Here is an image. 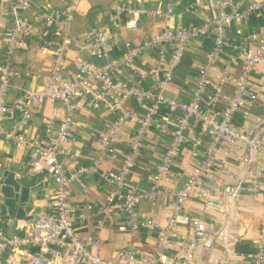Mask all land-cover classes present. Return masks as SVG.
Listing matches in <instances>:
<instances>
[{
  "label": "built area",
  "instance_id": "1",
  "mask_svg": "<svg viewBox=\"0 0 264 264\" xmlns=\"http://www.w3.org/2000/svg\"><path fill=\"white\" fill-rule=\"evenodd\" d=\"M42 1L16 0L8 10L0 8V17L8 22L4 35L5 55L0 62V137L18 148L24 147L31 151L32 160L28 174L46 176L50 180L53 185L55 204L50 214L39 215L32 229L23 236L2 240L0 253L6 248L14 249L35 244L38 247L37 254L28 258L23 264H50L45 257L47 255L57 256L60 250L68 251L67 262L69 264L77 262L80 264H159L160 258L172 248L182 250L185 258L191 259L195 248L206 237L215 235L214 229L199 220L192 219L189 221L190 235L185 240L175 241L170 239L171 229L181 209L195 194L204 199L206 208L216 212L222 211V206L214 201V187L209 184L211 181L217 186L222 185L221 180L215 176L217 144L224 143L230 147L242 149L245 152L243 162L251 166L253 173L248 183L232 181L227 191L230 201L237 202L245 192L255 200L257 191L262 185L260 168L264 160V117L251 112L256 91L250 77L264 62V37L258 40L254 49H249L230 45L225 38V33L231 24H241L247 17L260 11L264 6V0H258L245 6H239L234 0H217L218 8L227 10V13L221 12L212 21L200 24L191 30L171 32L167 26H164L158 33L145 37L139 44L127 45L126 51L120 57L111 56L113 37L98 29H89L79 36H70L67 33V28L74 20L80 0H66L59 13L61 33L53 51L49 76L39 91L23 88L14 103L9 104L6 95L10 81L14 77L11 58L18 50L24 34L23 19L33 3L40 8ZM123 13L131 16L130 28L133 31L140 29L141 15H147L152 19L160 18L165 25L172 18L170 10L162 11L159 8L147 10L116 3L110 20L117 21ZM211 26L216 30L214 46L206 54L204 64L198 70L190 101L180 102L167 98L164 90L173 78L174 70L181 61L186 44L193 38L203 36ZM252 38L256 39L255 36ZM71 45H78L79 51H85L91 57L104 60V64L95 65L82 58H77L72 62L73 79L63 80L66 53ZM171 46L173 48L169 61L164 65V51ZM228 47H232L236 58L242 61V68L235 75L218 76L216 74L217 58L223 49ZM152 48H161L158 52L160 57L158 66L148 73H139L138 77L142 80L149 75L156 79L157 83L154 88L141 90L115 79L114 74L120 68L126 67L135 71L136 59ZM160 76L161 79H159ZM212 76L217 77L219 83L212 88L211 95L206 96L205 91L210 85ZM226 82L233 84L231 95L224 94L222 91V86ZM132 99L147 103L143 115L135 116L126 107L127 101ZM55 102L62 105L66 116L60 121L46 144L39 143L36 138H25L6 130L7 122H13L19 127L27 125L31 118L29 105L41 106ZM219 102L224 103L220 113H212L202 108L206 103L216 105ZM101 107H106L115 115V118L106 127L96 131L98 150L93 164L70 170L62 164L61 157L72 138L71 129L74 125L72 115L83 110L97 111ZM161 108H165L162 115L159 114ZM236 114H239L242 120H251L253 128L248 131L235 128L233 118ZM192 118L199 121L201 135L210 137V141L203 144V151L194 167L185 170V181L182 187L175 193L169 188L160 191V183L169 182L173 177L171 167L181 152L184 143L183 132ZM128 122L135 124L136 128L130 137L129 150L122 153L117 150L116 143L124 135L123 127ZM171 123L175 124L174 132L165 146L160 163L149 185L147 187L133 185L121 194L140 158L142 144L147 133L154 130L160 136H167ZM200 144V141H194L195 146ZM105 158L121 161L116 172L103 175L105 183L113 188L108 194V203L116 198L123 199L125 218L120 231L135 232L140 226L160 231L155 248L140 259H134L133 249L129 248L122 253L123 262L107 260L100 252L102 238L99 234L89 236L84 241L76 236L73 226L75 210L69 201L67 187L70 183H74L84 189V179L95 174ZM229 178L233 180L232 177ZM168 195L175 197L170 217L163 224L155 218L147 219L141 224L136 214V207L142 201L153 202ZM109 204L98 208L96 213L109 216L113 212ZM87 209L90 210V206ZM80 218H84V215H80ZM1 224L0 221V227ZM252 244L253 250L248 255L250 263L264 264V214L258 234Z\"/></svg>",
  "mask_w": 264,
  "mask_h": 264
},
{
  "label": "crops",
  "instance_id": "2",
  "mask_svg": "<svg viewBox=\"0 0 264 264\" xmlns=\"http://www.w3.org/2000/svg\"><path fill=\"white\" fill-rule=\"evenodd\" d=\"M239 6H245L258 0H234ZM16 0H0V8L8 10ZM66 0H43L40 8L33 3L23 19L24 34L20 40V46L11 58L14 67V77L10 81L6 100L13 104L23 88L39 91L46 78L49 76V68L53 59V51L60 39L59 13ZM116 3L124 4L133 8L147 10L161 9L170 10L172 18L166 23L160 18L152 19L147 15L139 18L140 29L133 31L130 28L131 16L123 13L117 21L112 22L110 15ZM228 11L220 10L217 0H80L73 22L67 28L70 36H79L89 29L95 28L113 37L111 43V56L120 57L127 45H137L145 37L158 33L164 26L171 32L179 30H191L196 26L208 23L220 13ZM49 17V18H47ZM7 20L0 17V62L5 55V29ZM216 30L211 26L208 31L199 38L191 39L185 46L183 56L178 67L174 70L170 84L165 88L167 98L180 102H189L194 88L195 78L199 68L204 64L205 56L214 46ZM255 36L256 39L252 37ZM264 37V6L256 14L247 17L241 24H231L225 33V38L232 46H243L254 49L260 38ZM45 43H50L46 45ZM172 46L164 51V65L169 61ZM161 48H152L141 54L135 61V71L126 67L120 68L114 74L115 79L127 86L141 90L154 88L157 81L147 75L140 80L138 74L148 73L158 66ZM82 58L95 64L103 65L104 60L91 57L85 51H79L78 45H71L66 53V69L62 74L65 81L73 79L74 69L72 62ZM242 68V61L236 58L232 47L223 49L217 58L216 74L235 75ZM162 77L160 76L159 79ZM256 91V98L252 104L251 112L264 117V62L258 71L250 77ZM158 80V79H157ZM219 83L215 76L211 77L210 85L205 95L212 93V88ZM224 94L231 95L233 92L232 82H226L222 86ZM147 103L129 100L126 107L135 116H141L146 110ZM31 118L25 126H15L13 122H7L5 128L8 131L19 134L25 138H36L39 143L46 144L54 133L60 121L66 116L62 105L58 102L45 103L41 106L29 105ZM224 103L216 105L204 104L202 108L212 113H220ZM165 108H161L162 115ZM115 115L106 107L97 111L83 110L72 115V138L66 145L61 162L70 170L79 166H91L96 157L98 142L96 131L106 127ZM234 127L248 131L253 128L251 120H242L239 114L233 118ZM136 125L128 122L124 125V135L117 141L116 148L122 153L129 150L130 137L135 132ZM175 129L171 123L169 135L160 136L154 130H150L144 138L141 155L136 166L131 172L129 181L121 194L128 191L133 185L147 187L160 163L165 146L170 140ZM184 143L179 156L174 160L171 167L173 177L169 182L163 181L159 190L166 188L178 191L184 181V172L193 168L199 159L203 144L210 141V137L201 135L199 121L192 118L183 132ZM200 141L198 146L194 141ZM245 152L239 147H230L224 143L217 144L215 176L222 185L217 186L213 182L214 201L222 206L221 212L206 208L205 201L197 194L190 197L171 229L170 239L185 240L190 235L189 221L192 219L203 222L215 231V235L206 237L194 250L192 258L187 260L182 250L170 248L160 258L159 264H251L248 255L253 250V240L258 234L261 220L264 214V160L261 163V187L257 191L255 200L248 193L242 194L237 202L229 200L227 191L232 181L248 183L253 177L251 166L243 162ZM32 153L24 147H16L10 141L0 137V172L11 168L17 176L24 178L30 185L40 182L48 183L42 188L43 192H52L42 201H33V208H40L42 214H50L54 208L55 199L53 185L46 176L29 175ZM121 161L105 158L99 165L97 172L84 179L85 188L82 189L74 183L67 187L69 201L74 208L73 226L76 236L86 240L89 236L99 234L102 238L100 252L103 258L115 262H123L122 253L129 248L133 249L134 259H140L148 255L156 246L160 235L159 229H146L140 226L135 231H120L124 225L125 213L123 199L107 201L108 194L113 188L108 186L103 175L108 172H116ZM229 177H232L231 180ZM110 205L113 212L106 216L97 214L100 207ZM175 204L174 195H168L153 202L142 201L136 207V214L142 224L147 219L155 218L163 224L171 215ZM90 206V210L87 207ZM84 215V218H80ZM34 222L1 224L0 242L15 236H23L32 229ZM38 247L28 244L24 247L6 248L0 253V264H23L28 258L36 255ZM227 254V258L225 256ZM68 251L60 250L59 254L47 255L45 260L50 264H69ZM75 264H80L79 262Z\"/></svg>",
  "mask_w": 264,
  "mask_h": 264
},
{
  "label": "water",
  "instance_id": "3",
  "mask_svg": "<svg viewBox=\"0 0 264 264\" xmlns=\"http://www.w3.org/2000/svg\"><path fill=\"white\" fill-rule=\"evenodd\" d=\"M48 183L30 185L11 168L0 172V221L4 224L35 222L41 213L33 201H42L52 192L42 191ZM2 235H0L1 237Z\"/></svg>",
  "mask_w": 264,
  "mask_h": 264
}]
</instances>
